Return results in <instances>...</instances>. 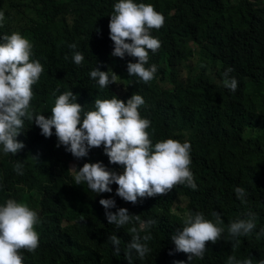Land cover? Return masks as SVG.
Wrapping results in <instances>:
<instances>
[{"label":"trees","instance_id":"trees-1","mask_svg":"<svg viewBox=\"0 0 264 264\" xmlns=\"http://www.w3.org/2000/svg\"><path fill=\"white\" fill-rule=\"evenodd\" d=\"M115 1L4 0L13 18L0 26V35L19 32L27 37L43 71L48 70L57 53L67 54L71 62L75 51L84 57L81 65L72 62L78 74L64 85L57 81L47 85L44 74L37 84L43 96L30 101L34 112L50 115L55 96L68 86V81L74 84L76 92L85 87L90 90V98H86L90 104L95 99H111L112 95L126 101L138 92L144 99L138 110L150 120L155 142L166 138L190 142L189 168L197 188L174 185L166 193L138 197L135 204L115 196V183L110 185L111 193L91 192L84 184H74L75 170L70 166L75 164L78 170L86 162L99 161L108 168L103 145L91 148L87 156L77 159L64 146L57 147L54 135L45 138L34 122L26 120L16 137L24 147L14 155H0V203L7 198L16 199L41 217L34 226L38 246L32 252L20 250L22 264H122L125 244L133 235L129 228L136 226L140 234L144 233L133 222L119 228L103 225L97 236V227L106 220L105 209L99 204L101 198L115 200L112 212L123 207L130 215H140L141 220L154 221L149 229L151 251L142 260L133 256V264H167L164 258L169 259L171 237L183 226L186 200H189L187 212H201L210 219L212 209L221 215L225 225L251 210L256 214L254 230L264 227V3L169 0L165 5L161 0H138L154 3L164 17L159 29L150 30V35L160 41V47L154 54L149 50L148 63L157 65V72L151 81L144 83L127 73V63L135 62V58L111 55L109 32L104 27L108 26ZM234 1L240 4L239 8ZM42 6L48 8L39 24L35 15ZM59 19L60 26L55 22ZM72 34L74 39L70 38ZM69 44H75L76 48H69ZM180 49L183 52L179 53ZM191 59L201 66L210 64L194 75L195 64H186L183 69ZM95 67L109 71V75L115 73L118 76L115 82L121 87L118 83L105 88L96 85L88 75ZM228 69V75L237 80L234 92L221 84ZM17 160L23 164V175L13 171ZM113 171L120 174L114 167ZM236 183L245 188L246 202L231 192ZM231 201L237 202L243 211L233 213ZM60 207L70 210L74 226L65 228L63 236L55 237L49 214L44 211ZM255 231L244 241L254 245ZM112 234L121 240L118 255L107 240ZM227 241L234 254V240ZM231 253L216 247L212 256L198 264L225 263Z\"/></svg>","mask_w":264,"mask_h":264},{"label":"clouds","instance_id":"clouds-1","mask_svg":"<svg viewBox=\"0 0 264 264\" xmlns=\"http://www.w3.org/2000/svg\"><path fill=\"white\" fill-rule=\"evenodd\" d=\"M161 1L165 5L169 2ZM217 1L220 3L224 0ZM239 6L238 3V8ZM47 8L42 6L36 9L35 17L38 15L39 24L47 14ZM112 9L108 26L104 27L109 32L108 46L112 51L111 55L135 58V62H128L126 65L129 76L137 77L144 83L151 81L157 72V65L148 63L149 50L154 54L160 47V41L150 35V30L159 29L164 23L163 15L158 12L160 9L152 2L146 4L138 0H116ZM12 18V12L4 0H0V26ZM60 19L55 21L59 26ZM74 37V34L70 36L72 39ZM191 45L195 47L196 43ZM68 47L74 49L76 45L69 44ZM32 50L33 43L19 32L0 35V155H14L24 147L16 137L22 132L27 120L31 124L34 122L45 138L54 135L57 147L64 146L65 151L77 159L87 156L91 148L103 145V153L107 156L104 163L110 165L108 168L99 161L86 162L78 170L72 168L75 169L74 184H84L91 192L111 193L113 189L110 185L115 183V196L135 204L138 197L163 194L174 185L197 188L193 172L189 168L190 142H180L172 138L155 142L149 128L150 120L142 117L138 110L144 104V99L138 92L133 93L126 101L112 95L111 99H95L90 104L86 100L90 98V90L86 87L77 91V96L71 90H66L55 96L50 115L46 117L34 112L30 101L34 102L35 97L43 96L38 92L37 84L44 74H47V85L55 81L64 85L66 80L78 72L73 66L66 75L58 73L52 63L48 65L47 71H43L41 62L32 58ZM181 52L182 49L179 53ZM71 58L75 65H81L84 59L79 51L73 52ZM72 62L69 60V63ZM192 63L195 64L192 59L189 60L183 65V69L186 64ZM229 71L230 69L225 70L221 84L234 92L237 80L228 75ZM88 75L100 88L118 83L115 82L118 77L115 73L111 72L109 75V71H100L97 67L91 69ZM216 81L220 83V79ZM117 85L120 86V83ZM113 167L120 174L113 171ZM22 169L23 164L17 160L13 171L23 175ZM231 192H235L237 199L246 202L247 193L242 183H236ZM230 203L233 213L243 211L237 202ZM99 204L105 209L106 220L100 222L96 235H99L103 225L112 224L119 228L137 222L144 234H140L136 226L129 228L133 235L130 242L125 244V259L123 258L122 264H133V256L144 259L151 251L148 244L152 239L149 229L154 221L141 220L140 215H130L123 207L116 208L115 212L110 211L116 207V202L111 197L101 198ZM188 204L189 200L183 203L186 211L183 226L171 237L173 243L169 250V259L164 258L167 264H198L212 256L216 247L231 253L227 239L234 240V254L231 253L226 262L221 264H264V227L259 231L254 230L256 214L253 211L249 210L243 218L225 225L218 212L210 209L208 219L201 212H187ZM44 212L49 214L50 227L55 237L63 236L61 232L65 228L74 226L69 209L60 207ZM40 220L41 217L26 203L13 198H7L0 203V264H22L20 250L32 252L37 248L38 233L34 226ZM58 227L60 228L57 230ZM254 231L256 243L253 245L244 241ZM107 240L110 241L113 252L118 255L121 252V240L116 234L109 235Z\"/></svg>","mask_w":264,"mask_h":264},{"label":"rangeland","instance_id":"rangeland-1","mask_svg":"<svg viewBox=\"0 0 264 264\" xmlns=\"http://www.w3.org/2000/svg\"><path fill=\"white\" fill-rule=\"evenodd\" d=\"M60 52V51H59ZM32 58L35 59V55L33 54L32 55ZM51 63L55 65V71L58 72V73H61V74H64L66 75L72 68H73V64L69 63V60H68V55H62V54H59L57 53L56 55H54L52 58H51ZM202 70V66L199 65L197 62L195 64V72H194V75H197L199 74V72ZM41 75V74H40ZM68 86L61 90L59 94H61L62 92L66 91V90H71L73 92L74 95L77 96V92L74 90V87L72 85L71 82L68 81ZM120 87V86H119ZM169 88V86L167 87ZM71 168H76V165L73 164V166H71ZM75 170V169H73Z\"/></svg>","mask_w":264,"mask_h":264}]
</instances>
